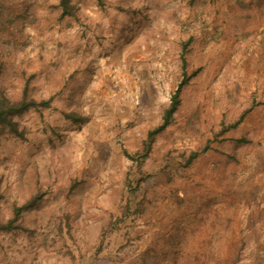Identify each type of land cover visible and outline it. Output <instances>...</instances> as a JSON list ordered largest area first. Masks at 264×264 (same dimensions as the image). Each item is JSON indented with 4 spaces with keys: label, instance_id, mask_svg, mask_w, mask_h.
<instances>
[{
    "label": "rangeland",
    "instance_id": "rangeland-1",
    "mask_svg": "<svg viewBox=\"0 0 264 264\" xmlns=\"http://www.w3.org/2000/svg\"><path fill=\"white\" fill-rule=\"evenodd\" d=\"M69 3L0 0V264H264V0Z\"/></svg>",
    "mask_w": 264,
    "mask_h": 264
},
{
    "label": "trees",
    "instance_id": "trees-1",
    "mask_svg": "<svg viewBox=\"0 0 264 264\" xmlns=\"http://www.w3.org/2000/svg\"><path fill=\"white\" fill-rule=\"evenodd\" d=\"M58 5L61 9V13L65 15H71L74 13V9L69 3V0H58ZM4 87L0 84V129L7 128L15 134L22 135V132L18 129V122L16 117L21 113L27 111L29 108L35 106H44L48 104L47 100H35L27 94V88L24 86L21 96L18 98H10L4 93ZM177 94L172 96V102L166 110L164 122L151 131L148 135L149 140L152 139L153 133L159 132L168 122V116L176 108ZM148 148V147H147ZM146 148V150H147ZM29 205V204H28ZM27 204L11 206V215L5 220H0V233L10 232L12 229L19 227L16 222L21 212L28 206Z\"/></svg>",
    "mask_w": 264,
    "mask_h": 264
}]
</instances>
